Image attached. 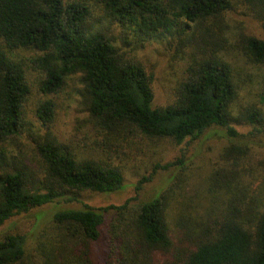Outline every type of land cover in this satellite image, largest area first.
I'll list each match as a JSON object with an SVG mask.
<instances>
[{
	"label": "trees",
	"instance_id": "1",
	"mask_svg": "<svg viewBox=\"0 0 264 264\" xmlns=\"http://www.w3.org/2000/svg\"><path fill=\"white\" fill-rule=\"evenodd\" d=\"M243 2L264 26V0ZM231 6L232 0H0V225L69 192L111 193L123 186L118 165L77 157L52 136L36 146L42 178L27 166L6 162L4 143L18 136L24 126L22 108L30 88L29 70L39 74L38 87L45 94L56 93L67 77L80 74L89 118L107 134L168 138L178 144L213 125L221 126L229 139L223 159L237 165L247 147L241 138L246 135L230 125V105L239 91L230 63L214 51L196 60L175 101L153 107L151 75L139 62L123 58L112 39L97 28L95 13L110 18L121 34L133 31L135 41L184 33L192 25L195 33L212 38L207 25L223 22L222 15ZM212 32L216 30L212 28ZM239 42L251 62L264 63L263 39L242 35ZM199 47L205 48L204 44ZM36 115L42 123L49 122L53 103L43 101ZM240 120L255 133L264 134V111L259 106H243ZM173 164H180L179 159L159 166ZM221 168L211 178L212 190L225 195L217 207L206 209V216L197 220L189 213L187 218L183 213L174 215L181 227L176 228L181 245L174 246L170 234L172 200L167 192L136 206L128 207L126 202L105 208L115 209L117 221H125L119 238L125 242L122 264H264V203L258 204L238 187L235 169ZM149 178L141 177L137 188ZM230 189L236 191L228 195ZM75 199L74 194L67 198ZM52 221L57 254L48 249L44 263L69 264L84 252L79 246L88 249L99 239L104 213L84 205L59 210ZM180 236L186 238L184 243ZM25 244L23 233L3 232L0 264H23ZM172 248L169 259L154 260V252L170 253Z\"/></svg>",
	"mask_w": 264,
	"mask_h": 264
},
{
	"label": "rangeland",
	"instance_id": "2",
	"mask_svg": "<svg viewBox=\"0 0 264 264\" xmlns=\"http://www.w3.org/2000/svg\"><path fill=\"white\" fill-rule=\"evenodd\" d=\"M95 13L99 22L97 28L112 39L123 58L139 62L151 75L153 107L166 106L175 101L180 84L189 77V69L194 67L196 60L206 58L214 51L229 62L239 86L238 95L230 105V125L246 135L241 138L247 152L237 165L223 159L222 151L229 139L225 129L218 125L178 144L168 138L107 134L89 118L80 74L67 77L56 93L45 94L38 87L39 74L29 70L27 76L30 88L22 108L24 126L18 136L4 143L8 152L6 162L27 166L37 178H42L36 146L46 136H52L77 157L103 159L118 165L123 173V186L111 193L69 192L53 202L34 206L5 221L0 225V235L11 230L25 235L23 264H45L48 249L57 254L53 214L84 205L103 211L101 235L88 249L86 245L79 246L84 252L76 262L69 264H122L120 255L124 252L125 242L119 238L122 237L120 227L125 221H117L115 209L105 208L119 207L126 202L128 207L136 206L154 195L166 192L167 198L172 200V208L168 213L170 234L174 246L179 245L181 241L177 239L179 232L176 228L181 227L177 224L179 221H174V215L183 213L184 218H187L189 213L197 220L205 217L211 206L217 207V202H221L225 195H218L212 190L211 178L220 167L235 169L238 187L244 189L246 195L254 197L258 204L264 203V134L255 133L250 124L240 120V111L248 104L259 106L264 111V63L251 62L240 42L238 44L242 35H253L264 40V26L249 6L243 0H232L231 8L222 15L223 22L207 25L212 38L195 33L192 25L184 33L174 32L135 41L133 31L121 34L119 26L110 18L103 13ZM212 28L216 30L215 34ZM203 44L205 48L199 47ZM45 100L53 103L54 115L49 122L42 123L36 110ZM176 158L180 164L167 168L159 166ZM149 175L150 178L137 188L138 180ZM233 191L236 189L226 192L232 195ZM71 194L76 195L77 199L68 201ZM180 239L183 243L186 240L183 236ZM173 248L170 253L154 252V260L160 262L169 259Z\"/></svg>",
	"mask_w": 264,
	"mask_h": 264
}]
</instances>
